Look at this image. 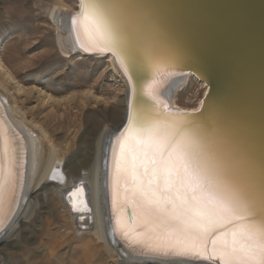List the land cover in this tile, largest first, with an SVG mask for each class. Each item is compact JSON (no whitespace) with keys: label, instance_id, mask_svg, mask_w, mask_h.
Here are the masks:
<instances>
[{"label":"water","instance_id":"95a60500","mask_svg":"<svg viewBox=\"0 0 264 264\" xmlns=\"http://www.w3.org/2000/svg\"><path fill=\"white\" fill-rule=\"evenodd\" d=\"M76 1L79 14L90 7L108 33L104 54L116 57L126 79L125 113L114 135L121 138L142 99L182 119L218 178L258 194L264 185V0ZM189 72L207 86L197 111L168 110L149 94L168 73Z\"/></svg>","mask_w":264,"mask_h":264},{"label":"rangeland","instance_id":"374dc122","mask_svg":"<svg viewBox=\"0 0 264 264\" xmlns=\"http://www.w3.org/2000/svg\"><path fill=\"white\" fill-rule=\"evenodd\" d=\"M74 3L0 0V95L10 110L18 111L12 110L14 117L28 127L40 147L31 179L43 175L38 189L29 196L35 201L32 214L10 241L0 244V264L127 261L121 253L108 257L95 242L85 246L62 204H54L56 190L72 183L91 164L100 130L119 126L125 109L124 83L107 57L64 54L58 47L51 10L64 14L75 8ZM187 81L176 101L182 107H194L203 98L205 85L196 78ZM89 118L97 128L93 129ZM49 166L58 169L60 178H54L52 170L45 174L44 167ZM24 203L22 198L20 204ZM143 263L169 264L152 260L135 264Z\"/></svg>","mask_w":264,"mask_h":264},{"label":"snow or ice","instance_id":"6c2138e0","mask_svg":"<svg viewBox=\"0 0 264 264\" xmlns=\"http://www.w3.org/2000/svg\"><path fill=\"white\" fill-rule=\"evenodd\" d=\"M80 21L91 42L106 50L108 34L90 7L82 10ZM11 180V168L0 163V204ZM114 181L123 182L142 221L163 234L161 243L149 245L153 252L199 254L211 240L221 264H264V185L257 194L218 178L179 116L165 115L138 98L120 138Z\"/></svg>","mask_w":264,"mask_h":264},{"label":"bare ground","instance_id":"6f19581e","mask_svg":"<svg viewBox=\"0 0 264 264\" xmlns=\"http://www.w3.org/2000/svg\"><path fill=\"white\" fill-rule=\"evenodd\" d=\"M74 4L75 8L64 14H61L63 11L57 13L56 10H51L50 18L57 30L58 47L64 54L107 57L111 69L124 83L123 102L125 106L127 83L125 76L119 70V63L114 55H105V51L99 45H94L91 42L90 35L81 25L79 4L76 0ZM95 20L104 29L96 18ZM1 69L3 68L0 67ZM192 78L197 79L191 72L186 74L168 73L150 86L149 94L168 110L197 111L202 103V98H199L194 107H182L176 101L179 90L186 84L185 79L189 81ZM206 91L207 86L205 85L203 96ZM1 96L0 125L3 128V138L0 141V163L11 168L14 180L5 185L3 201L0 204V244L10 241L20 229L21 223L32 214L35 201H30L29 196L38 189L43 177V175L36 176L29 184L32 180L30 175L32 168L41 155L40 147L30 134L28 127L14 117L13 113L16 112L13 110L14 108L10 110ZM5 100L8 102L6 97ZM90 119L93 121V129L97 128L98 125L94 119ZM118 127L111 125V128L104 127L100 130L91 164L82 169L83 173H79L72 183H66L56 190L58 193L55 196L54 204H62V211L70 217L74 230L80 231V235H83L81 239H85V241L83 240L84 245L91 246L95 242L99 247H103L108 257H115L120 253L125 255L127 261L123 263L118 261L119 264H135L141 260H152V263L168 262L169 264H210L209 261L216 263L217 260L221 264L212 251L211 240H209L206 250L200 251L199 254L177 255L174 252L162 254L153 252L149 248V245L161 243L163 234L153 231L142 221L132 205L130 194L123 182L117 185L114 181L115 159L120 143L119 136L114 134ZM41 131L43 132L42 129ZM111 137L113 139L110 142ZM4 148L7 149L6 158L3 155ZM44 169L45 174H49L52 170L53 177L60 178L57 168L49 166ZM129 187H131L130 184ZM22 198H25L23 205L20 204ZM30 205L32 206L30 207ZM126 206H130V217L127 215ZM126 232L128 236L125 235ZM129 236H135L139 242H134L129 239ZM174 240L175 237H173Z\"/></svg>","mask_w":264,"mask_h":264}]
</instances>
